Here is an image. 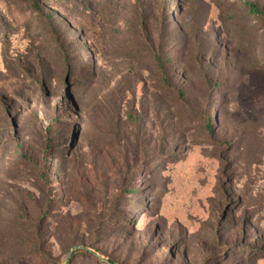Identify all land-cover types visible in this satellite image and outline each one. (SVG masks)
Listing matches in <instances>:
<instances>
[{"label": "rangeland", "instance_id": "374dc122", "mask_svg": "<svg viewBox=\"0 0 264 264\" xmlns=\"http://www.w3.org/2000/svg\"><path fill=\"white\" fill-rule=\"evenodd\" d=\"M35 1L0 0V264H264V0ZM210 48L222 86L162 91L153 49Z\"/></svg>", "mask_w": 264, "mask_h": 264}, {"label": "trees", "instance_id": "16d2710c", "mask_svg": "<svg viewBox=\"0 0 264 264\" xmlns=\"http://www.w3.org/2000/svg\"><path fill=\"white\" fill-rule=\"evenodd\" d=\"M30 1L34 10L39 15H43V8L35 0ZM244 5L251 15H256L264 20V9L260 5L247 1L244 2ZM151 55L154 74L161 84L162 91L172 94L179 101H185L192 90L199 89L210 92L222 86L221 76L213 71L212 57L215 54L212 48L202 54L198 53V50H194L188 62L174 58L170 50L153 49ZM206 126L208 132H212L215 124L212 119H208ZM80 252L84 253L85 251L81 249Z\"/></svg>", "mask_w": 264, "mask_h": 264}]
</instances>
